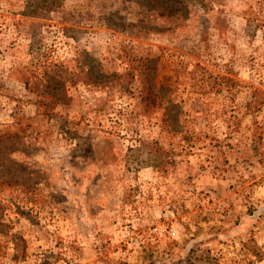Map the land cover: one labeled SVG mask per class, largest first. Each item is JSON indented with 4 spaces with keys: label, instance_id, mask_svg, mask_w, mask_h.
Masks as SVG:
<instances>
[{
    "label": "rangeland",
    "instance_id": "1",
    "mask_svg": "<svg viewBox=\"0 0 264 264\" xmlns=\"http://www.w3.org/2000/svg\"><path fill=\"white\" fill-rule=\"evenodd\" d=\"M263 16L0 0V264H264Z\"/></svg>",
    "mask_w": 264,
    "mask_h": 264
},
{
    "label": "trees",
    "instance_id": "2",
    "mask_svg": "<svg viewBox=\"0 0 264 264\" xmlns=\"http://www.w3.org/2000/svg\"><path fill=\"white\" fill-rule=\"evenodd\" d=\"M255 25H258V26H264V16H263V18L258 19ZM254 135H255V134H254ZM160 152H161L160 148L156 147V148L154 149V153H155L156 155L159 154ZM253 253H254V255H256V253H257L256 250H253Z\"/></svg>",
    "mask_w": 264,
    "mask_h": 264
}]
</instances>
